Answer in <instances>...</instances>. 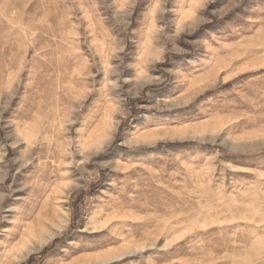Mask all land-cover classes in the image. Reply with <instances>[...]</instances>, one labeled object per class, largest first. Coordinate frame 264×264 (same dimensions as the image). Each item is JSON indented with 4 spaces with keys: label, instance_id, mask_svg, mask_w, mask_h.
I'll use <instances>...</instances> for the list:
<instances>
[{
    "label": "rangeland",
    "instance_id": "1",
    "mask_svg": "<svg viewBox=\"0 0 264 264\" xmlns=\"http://www.w3.org/2000/svg\"><path fill=\"white\" fill-rule=\"evenodd\" d=\"M0 56V264H264V0H0Z\"/></svg>",
    "mask_w": 264,
    "mask_h": 264
},
{
    "label": "bare ground",
    "instance_id": "2",
    "mask_svg": "<svg viewBox=\"0 0 264 264\" xmlns=\"http://www.w3.org/2000/svg\"><path fill=\"white\" fill-rule=\"evenodd\" d=\"M7 55H8V58H7V64L8 65H13L14 64V58H15V54L14 55H11L7 52ZM3 60V57L0 56V62ZM64 63V62H63ZM102 164V163H101ZM104 165V164H102ZM80 249V248H79ZM81 250V249H80ZM89 256H86V255H81V256H78L74 259H70V263L69 264H81L82 261H84L85 259H87ZM12 264H18V261H13ZM68 264V263H67Z\"/></svg>",
    "mask_w": 264,
    "mask_h": 264
}]
</instances>
